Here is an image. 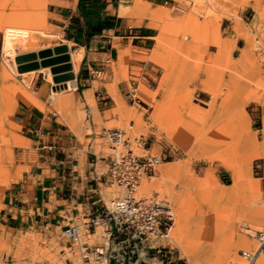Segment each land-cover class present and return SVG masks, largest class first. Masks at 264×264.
<instances>
[{"label":"rangeland","instance_id":"374dc122","mask_svg":"<svg viewBox=\"0 0 264 264\" xmlns=\"http://www.w3.org/2000/svg\"><path fill=\"white\" fill-rule=\"evenodd\" d=\"M71 1L0 0V201L22 170L17 167V173L11 172L18 164L16 148L25 147L17 136L19 106L25 103L60 115L66 108L71 110V105L62 102L69 98L67 92L76 88L72 80L77 71L70 64V56L74 76L65 88L54 83L49 67L19 73L21 63L16 62L19 56L53 51L62 45L67 53L76 52L66 36L49 24L48 16L52 4L70 6ZM85 1L92 12L123 17L116 21L120 31L152 27L148 50L120 52L119 65H112V77L99 74L92 80L101 93L97 103L110 99L114 104L105 113L107 123L101 124L104 135L107 130L118 129L123 133L121 141H127L135 155L148 153L162 158L152 178L140 181L151 182V187L139 189L137 196L172 209L176 219L169 242L172 264H192L173 239L180 214L191 220L200 214L211 216L231 210L229 196L239 197L243 191L239 176L259 185L254 200L264 203V157L256 150L264 144V0H172L171 5L159 7L141 0ZM21 5L23 10L11 11ZM11 12L27 14L33 28L17 26L8 18ZM125 56L154 68L151 84H139L144 103L140 106L125 97L130 73L127 65L121 64ZM138 71L131 70L134 74ZM68 83L72 89L68 90ZM103 89L108 99H103ZM109 147L105 140L102 153L110 154ZM117 147L120 152L126 150L122 143ZM177 163L183 168L180 173L162 172L165 164ZM107 192L109 205L119 193L113 189ZM220 192H224L223 198L218 196ZM263 228L248 234L251 245L235 246L233 257L253 249L255 233ZM245 230L239 227V237ZM80 233L82 242L90 246L85 260L78 248L68 250L65 238L54 230L14 229L0 220V264H98L96 250L105 248L99 255L105 264H167L144 249V244L116 237L107 240L103 227H97L94 236L83 230ZM158 244L167 245L149 243ZM33 256H39L37 263H33ZM213 260H200L199 264H212ZM233 263L231 259L229 264Z\"/></svg>","mask_w":264,"mask_h":264},{"label":"crops","instance_id":"0c3cea01","mask_svg":"<svg viewBox=\"0 0 264 264\" xmlns=\"http://www.w3.org/2000/svg\"><path fill=\"white\" fill-rule=\"evenodd\" d=\"M141 1L154 7L172 3V0ZM78 3L79 0H72L70 6L52 4L53 8L48 10L49 24L66 36V41L76 47V52L83 51L72 80L76 88L66 94L70 98L71 110L68 112L66 108L61 115L44 113L25 103L17 109V136L24 140L25 147L16 148L18 164L11 172L17 173V167L22 170L3 193L0 220L14 229L36 227L54 230L63 237L65 230L75 227L81 243L87 245L82 242L80 232L95 235L96 228L91 229L89 225L93 202L108 205L109 200V188L105 182L108 155L101 151L107 138L101 124L107 123L105 113L114 107L110 99L103 104L97 103V94L101 93L94 88L92 78L99 74L112 77V65L115 68L119 65L120 52L148 50L154 32L152 27L145 26L134 31L131 27L120 31L116 21L123 17H113L110 13L98 14L111 17L112 27L90 32ZM121 64H126L130 72L129 86L132 79L137 80L138 86L141 83L150 85L155 77L154 68L146 63H137L125 56ZM132 68L139 71L134 74ZM128 91L125 93L127 99ZM102 92L103 99H108L107 91L103 89ZM50 146L52 150L44 148Z\"/></svg>","mask_w":264,"mask_h":264},{"label":"built area","instance_id":"2783aa9c","mask_svg":"<svg viewBox=\"0 0 264 264\" xmlns=\"http://www.w3.org/2000/svg\"><path fill=\"white\" fill-rule=\"evenodd\" d=\"M136 79L131 80L128 100L133 105L144 104L140 99ZM98 98L100 97L97 94ZM123 133L118 129L107 130L106 138L110 143V154H108V171L106 184L109 189L118 191L119 197L110 201L109 205L94 201L92 205L93 217L89 225L91 229L97 227L105 228L107 239L134 240L144 244V249L153 253L161 261L167 264L174 263V255L171 248L169 233L173 226V217L169 208L161 203L147 201L138 198V187L142 179H150L154 175L156 168L162 163L160 156L146 154L135 155L128 148L127 141H121ZM140 143V141H136ZM122 143L125 152L118 150V145ZM52 150L53 147H44ZM128 148V149H127ZM68 250L80 251L82 259H88V246L81 243V236L74 228L64 231ZM159 241L166 242L167 245L150 246L149 243ZM256 248L254 250L238 253L239 261L235 264H257L258 260L264 258V228L255 233ZM99 257L102 253L96 250Z\"/></svg>","mask_w":264,"mask_h":264},{"label":"bare ground","instance_id":"6f19581e","mask_svg":"<svg viewBox=\"0 0 264 264\" xmlns=\"http://www.w3.org/2000/svg\"><path fill=\"white\" fill-rule=\"evenodd\" d=\"M17 7L19 6H16V9H11V11L14 12L24 9L22 5V8ZM1 16L3 15L1 14L0 17ZM8 18L12 22L16 21L15 23L19 27L33 28V26L31 25L29 26L27 22L28 15H25L24 12H21V14H19L18 12H11ZM82 52H68L71 60L70 64L73 65L74 72L77 71L79 62H81ZM54 56L55 54L51 57ZM48 58L50 57H45L43 59ZM27 63H29V61H23L21 62V64H19L25 65ZM60 65L61 64H56L53 67ZM61 74L62 72H58L54 76H58ZM72 88L73 87L71 86V84L68 83V90ZM62 102L63 104H70V98H66ZM256 150H261V153L258 154L259 156L264 157V144L261 147L257 146ZM182 169V165H179L178 163L165 164L163 168H161L162 172H173L177 174L180 173ZM238 180L239 187L241 186L243 191H241V196L239 197L231 195L229 196L230 202L232 204L231 210L225 213L215 212L211 216L200 214L199 216L192 218L191 220L186 218L184 214H180L179 220L176 223L177 228L173 234V239L177 240L180 243L181 247L191 260L192 264H199L200 260L207 261L213 259L214 260L212 264H229L231 259L234 262L233 264L237 263L240 259L236 256L233 257V248L237 245L239 247H247L251 245L252 241L248 237V234H254V230H258L261 228V226L264 225V203L261 201H255L253 195L254 191H256L257 186L259 185H256V182L254 183L251 180H243L242 176H239ZM191 183L195 184L196 181L191 180ZM151 184V182L148 183L143 181L139 183L137 191L139 192V189L147 191L151 187ZM223 195L224 192H220L218 196L223 198ZM181 201L182 203L184 202L183 200ZM169 211L173 217V226L169 233V238L171 241V233L173 231L176 219L172 209L169 208ZM240 226L246 229L245 235L242 237H239L238 235ZM249 229L252 230L250 231ZM105 235L107 236V233H105ZM255 248L256 246L251 250H254ZM98 251L103 254V249H98ZM38 257L39 256H33V263H37V260L39 259ZM95 261L98 264H105L102 257H98ZM257 264H264V258L261 257L258 260Z\"/></svg>","mask_w":264,"mask_h":264},{"label":"water","instance_id":"95a60500","mask_svg":"<svg viewBox=\"0 0 264 264\" xmlns=\"http://www.w3.org/2000/svg\"><path fill=\"white\" fill-rule=\"evenodd\" d=\"M54 57H51L54 55ZM45 57H50L48 59H43ZM38 59L40 61H38ZM23 61H29V63L25 65H20L18 67L19 73H22L24 70L27 69V71L38 69V67H49L50 71L53 75H55L58 72H62L61 75L54 76L53 81L54 83H62V88H65V83L69 80L73 79V73L70 70V64L69 62V55L67 53V47L65 45L56 47L53 51L52 50H43L39 52L38 54L30 53L26 55L19 56L16 59L17 64L23 62ZM56 64H61L60 66L53 67Z\"/></svg>","mask_w":264,"mask_h":264},{"label":"trees","instance_id":"16d2710c","mask_svg":"<svg viewBox=\"0 0 264 264\" xmlns=\"http://www.w3.org/2000/svg\"><path fill=\"white\" fill-rule=\"evenodd\" d=\"M78 9L82 13V16L86 17L90 32H100L103 28H110L113 25L111 17H102L95 12L93 14H85L88 11L92 12L91 6L85 0H79Z\"/></svg>","mask_w":264,"mask_h":264}]
</instances>
